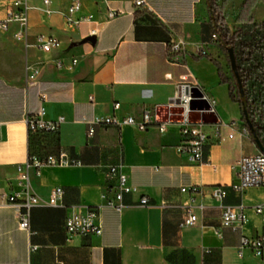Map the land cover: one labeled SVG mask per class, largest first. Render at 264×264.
Masks as SVG:
<instances>
[{"label":"crops","instance_id":"obj_1","mask_svg":"<svg viewBox=\"0 0 264 264\" xmlns=\"http://www.w3.org/2000/svg\"><path fill=\"white\" fill-rule=\"evenodd\" d=\"M51 1L53 14L47 15L40 0H30L26 42L15 40L17 24L1 31L11 33L0 35V46L6 43L16 64L0 68V197H24L18 167H26L32 157L65 153L80 165L27 168V186L40 204L31 209L29 231L19 228L22 208L0 207V264H264V256L249 249L238 255L243 238L264 233V212L254 210L264 208V188H234L238 161L260 150L244 133L240 107L231 101L213 62L230 77L226 59L212 41L207 1L150 0L144 7H136L135 0ZM76 1L82 5L77 17L91 20L68 27L63 15ZM217 4L223 9L221 0ZM110 11L121 14L109 19ZM37 12L47 21L54 15L61 19L55 25H31ZM40 35L55 37L60 48L44 53L36 42ZM178 40L185 46L176 57L170 45ZM74 59L78 63L70 70ZM58 62H63L62 69ZM33 70L38 71L34 80L29 78ZM182 84L197 86L214 100L217 122L196 123L209 134L220 127V139L209 141L204 162L178 154L182 139L176 121L165 135L154 126L144 132L131 126H95L88 136L84 120L95 117L140 121L150 111L158 122L166 121L165 107ZM41 111L47 121L64 118L58 133L30 135L27 121ZM120 162L138 192L126 196V207L118 212L105 205L104 197L117 185L108 169ZM58 187L63 189L61 205H48ZM215 187L227 191L222 202L212 197ZM142 197L149 206H140ZM224 206L244 208L248 224L224 227ZM89 209L98 211L102 235L69 236L67 216ZM189 213L197 222L185 227Z\"/></svg>","mask_w":264,"mask_h":264},{"label":"built area","instance_id":"obj_2","mask_svg":"<svg viewBox=\"0 0 264 264\" xmlns=\"http://www.w3.org/2000/svg\"><path fill=\"white\" fill-rule=\"evenodd\" d=\"M44 6V11L47 15H52L51 0H40ZM150 0H135L136 7L147 6V2ZM30 0H11L6 6L5 18L0 21V31L8 32L11 25L17 24L18 30L14 33V38L18 42H26L29 37L30 31ZM82 5L80 2H73L68 8L67 12L63 15L65 23L68 27H76L81 22H88L91 17L78 18L77 14L81 11ZM121 12L110 11L109 19L118 17ZM217 37L212 35V41L216 42ZM38 47L46 54L53 52L60 48L61 44L58 39L53 36L40 35L36 38ZM185 42L178 40L170 45V53L179 56L183 52ZM205 54V52H200ZM78 60L72 61L70 70L74 69ZM58 68L64 67L63 62H58ZM31 68L28 67V70ZM38 75L37 70L29 75V78L34 80ZM197 87L192 84H182L179 86L176 98L171 101L165 107L166 121L158 122V117L155 113L146 111L144 112L142 119L138 121L135 117H127L124 119H116L113 117H95L93 120H84V123L88 126V136L91 137L95 132V126H131L137 130L144 132L149 127L154 126L157 128L161 135H165L168 131V127L174 121L177 122L180 128L181 143L177 146L176 150L178 154L187 157L193 163L199 164L204 162L206 156V148L209 141L214 139H220V127H216L212 134H209L202 124L192 123L190 121L191 114H205L215 113L214 100L200 89V94L193 92L192 88ZM194 104V105H193ZM194 106V107H193ZM203 106V107H202ZM115 108H119V104H116ZM44 111H41L37 117L28 119V129L31 134H56L58 133L60 126L64 123V118H59L55 121H47L43 119ZM235 122H232L230 127H235ZM244 133H247L246 129ZM232 138V136H230ZM80 165L77 160L70 159L65 153L52 154L41 157H32L26 164V167L19 166V181L21 186L20 193L13 195H2L0 197V207L15 206L22 208L23 211H19L18 221L19 228L23 231L30 230V218L32 207L39 205L40 201L37 196L32 194L27 186L29 181V174L27 168L33 167L37 170H41L44 167H69ZM237 183L234 188L238 191H245L249 188H264V153L259 152L253 156H244L237 163ZM109 174L117 179V185L113 187L109 193L104 197L105 205L109 208L115 209L121 212L125 207L124 199L128 195H132L138 192V189L130 184L129 177L123 172V164L117 163L109 167ZM186 192L187 190H183ZM63 196V189L55 188L50 196L48 205L60 206ZM227 196V191L223 187H215L212 189V197L222 202ZM140 206H149V200L146 197H142L140 200ZM256 214L261 215L264 212L262 206L254 209ZM197 222V216L194 213H189L185 219L183 226H194ZM249 222L248 215L244 208H236L232 206H224V212L222 215V224L228 228H243ZM66 232L69 236L80 237H94L101 236L103 233L102 224L100 221L99 213L95 209H89L86 212H71L65 222ZM251 250L256 257L264 256V233L257 235L254 238L245 237L242 240V244L238 250V255L241 257L245 250Z\"/></svg>","mask_w":264,"mask_h":264},{"label":"trees","instance_id":"obj_3","mask_svg":"<svg viewBox=\"0 0 264 264\" xmlns=\"http://www.w3.org/2000/svg\"><path fill=\"white\" fill-rule=\"evenodd\" d=\"M210 24L216 35V46L224 55L230 77L217 66L222 83L228 85L232 102L240 107L243 127L251 141L264 149V21L255 22L248 16L259 0H244L243 24L231 31L217 0H206ZM200 57H205L200 54ZM46 136L50 134H31Z\"/></svg>","mask_w":264,"mask_h":264},{"label":"rangeland","instance_id":"obj_4","mask_svg":"<svg viewBox=\"0 0 264 264\" xmlns=\"http://www.w3.org/2000/svg\"><path fill=\"white\" fill-rule=\"evenodd\" d=\"M10 1L11 0H0V21L4 18L6 6ZM236 1L237 0H221V3L223 4V14L226 17L228 26L233 31L242 26V24L240 23L241 5L243 4L244 0H240V5L238 7H236ZM39 6L40 3H38L37 7ZM37 14L39 15L38 20H32L31 25L41 26L45 23L55 25L57 23V20L61 19V16L54 15L52 21H47L44 13L37 12ZM250 17L255 22L264 21V0L258 1V3L251 11ZM0 35L3 37H7L11 36V33L5 34L0 31ZM5 46H0V68L2 69V71L12 69L13 66L16 64V60H14L13 57H10L9 50Z\"/></svg>","mask_w":264,"mask_h":264},{"label":"water","instance_id":"obj_5","mask_svg":"<svg viewBox=\"0 0 264 264\" xmlns=\"http://www.w3.org/2000/svg\"><path fill=\"white\" fill-rule=\"evenodd\" d=\"M88 40H91V41L94 42L95 38L94 37H90ZM192 90H193V92L200 94V88L199 87H193ZM190 121L192 123L217 122V118H216V114L215 113H205L203 115H201V114H191ZM262 153H264V149L262 150Z\"/></svg>","mask_w":264,"mask_h":264}]
</instances>
